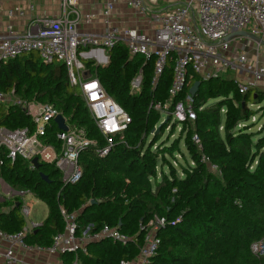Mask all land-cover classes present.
<instances>
[{"label":"trees","instance_id":"obj_1","mask_svg":"<svg viewBox=\"0 0 264 264\" xmlns=\"http://www.w3.org/2000/svg\"><path fill=\"white\" fill-rule=\"evenodd\" d=\"M107 57L104 65L83 62L87 75L97 78L131 119L107 156L99 157L92 149L82 151L77 160L81 176L77 182L66 184L54 165L42 163L38 170H30L23 159L11 161L0 150V177L13 190L30 192L48 209L45 220L26 235V243L51 245L64 227L62 207L76 213L79 229L89 223L95 229L106 224L118 227L129 237L125 245L92 243L88 253L79 256L82 264H119L133 259L142 242L139 224L155 216L164 218L165 225L157 232L160 245L151 264H264V255L251 250L254 243L264 241V135L255 139L249 132L252 126L246 125L256 114L247 105L264 99V92L249 88L240 94L227 77L202 81L192 75L183 93L173 99V103L182 101L191 86L200 82L191 99L196 118L181 128L183 132L190 128L185 144L194 165L184 168L183 176L177 177L171 167L168 174L162 172L163 166L157 172L162 150L152 148L160 137L150 133L160 114L149 107L169 97L171 62L152 87L153 59L131 58L123 44L109 50ZM140 69L143 85L134 95L129 83ZM75 88L69 84L63 65L44 64L35 53L0 63V91L14 89L25 100L52 104L71 126L83 129L88 138L102 146L104 140ZM0 127L32 128V123L22 109L0 105ZM57 131L51 124L45 140L60 147ZM263 131L264 124L258 133ZM194 134L201 149L191 141ZM175 148L166 147L163 155L166 151L172 154ZM201 156L217 171L202 163ZM39 174L46 175L48 182ZM10 206L12 209L6 212ZM24 227L19 207L0 200V230L15 234ZM63 256L73 259L72 254Z\"/></svg>","mask_w":264,"mask_h":264},{"label":"built area","instance_id":"obj_2","mask_svg":"<svg viewBox=\"0 0 264 264\" xmlns=\"http://www.w3.org/2000/svg\"><path fill=\"white\" fill-rule=\"evenodd\" d=\"M2 1L7 0H0ZM120 2L139 16H146L152 30H119L107 25L106 31L100 34L80 33L77 31L80 17L74 11V20L68 19L65 14L59 17L41 16L34 18L23 32L15 30L10 24L0 31V63L35 53L44 64L58 63L64 66L69 84L79 89V94L104 140V144L99 146L95 140L87 137L83 129L71 126L52 104L25 100L17 96L14 89L9 92L0 91V105H4L6 109H22L32 123V128L8 130L0 127V150L6 152L7 159L14 161L21 158L30 170H37L32 164L34 158L40 164H52L61 173L64 183L73 184L82 173L77 164L82 151L92 149L99 157H105L116 145V137H122L131 124L130 117L107 95L97 78L87 75L81 58L98 62L99 58L107 57L103 55L105 50L109 51L118 44H123L131 58L141 56L145 61L154 60L152 87L157 85L164 69L171 62L169 97L163 103H151L149 108L165 116L162 122H171V125L182 128L183 124L196 118L191 107L192 98L187 95L176 103H173V99L183 93L192 75L208 81L220 77L224 71L236 70V67L244 69L247 65L245 55H241L237 61L226 56L230 51V41H226V38L235 32H246L259 40L256 42V52H259V45H264V0H186L185 3L158 10L148 9L146 0H105L103 16L108 18ZM148 3L155 6L157 0H148ZM32 9V5H29L26 9L8 10L6 17H23L26 10ZM252 77L253 83L250 85L237 86L240 94H244L264 78V67L257 62ZM142 85L143 72L140 69L129 83L130 93H140ZM59 115L64 118L66 131H60L54 121ZM51 124L57 126L55 138L60 147L44 143ZM166 129H170V123ZM156 130L154 127L151 135ZM191 141L201 149L195 134ZM200 161L209 164L205 156H201ZM209 167L212 171H217L215 165L209 164ZM158 170L157 167V172ZM0 189L2 190L1 185ZM27 194L30 193L19 191L7 196L19 207L23 219H28L30 215L31 203L25 201ZM0 195L2 196L1 192ZM59 210L64 227L53 237L48 247L29 245L25 241L26 235L38 227V224L29 222L22 231L15 234L0 230V262L29 264L18 260L16 252L20 250L28 254L44 252L51 256L72 254L73 259L68 264H82L79 256L86 255L88 246L92 243L110 241L125 245L129 240L118 227L106 224L95 229V225L89 223L79 229L76 213H69L62 207ZM164 225V218L156 216L145 224L140 223L138 231L142 235V242L136 259L121 260L119 264H151L160 245L157 232ZM251 250L254 254L263 256L264 241L254 243Z\"/></svg>","mask_w":264,"mask_h":264},{"label":"rangeland","instance_id":"obj_3","mask_svg":"<svg viewBox=\"0 0 264 264\" xmlns=\"http://www.w3.org/2000/svg\"><path fill=\"white\" fill-rule=\"evenodd\" d=\"M61 1H62V3H61L62 12L61 13H65V15H70V16L74 15L73 13H71L74 11H72V9H70V5H69L70 0H61ZM163 1H165V3ZM103 2H104V0H89L90 11L94 14V12L98 13L102 9V12H103V8L105 5V3H103ZM185 2H186V0H157V3L155 4V6H153L152 4L148 3V0H146V7L148 9L158 10V9H163V8H169L175 4H180V3H185ZM100 6H101V8H100ZM115 12H116V7L114 8L113 13H115ZM118 12L120 13V15L123 14L122 16H125L124 17L125 19L129 20L127 23L125 22V24L127 26H129L130 29H133V28L135 29L136 26H139L141 28V30H143V31L146 30V32H147V28H148V31L152 30L149 22L147 21L146 16H139L137 13H134L130 10L123 11V9H121V11H118ZM118 12L115 14H119ZM112 16L113 15L110 14L108 19H111ZM102 18L105 19L104 17H102ZM110 21H112V20H110ZM259 46H260L259 47L260 49L258 48L259 52L257 51L258 52L257 53L256 52V50H257L256 42H254L248 38L237 37V38L230 40V47H229L230 51L228 53H226V56H231L233 60L236 59V61H237V59L241 55H245L248 59L247 65L244 69H240V68L236 67V70L224 71L221 73L220 77H227V78L232 79L234 81V83L236 84V86H238V85H246L247 86L248 84L250 85L251 83H253L252 72L254 70L256 62L259 65L264 67V45H259ZM107 53H108V51L105 50L103 55L107 56ZM81 59H82V62H85L87 60L84 58H81ZM90 59L94 60V58H90ZM95 63L99 65L98 62H95ZM252 88L258 89L261 92H264V78L261 81L255 83V85H253ZM75 90L77 92H79L78 88H75ZM247 106L250 109H252L254 112H256V114L253 117H251L248 120V122L246 123V125L252 126L251 129L249 130V132H252L255 135L254 138L256 139V138L264 135V131L261 134L258 133L261 130L262 125L264 124V99L260 98L258 101H256L255 104L249 103ZM223 112L224 111H222L221 113H223ZM159 117H160V119L154 125V127H156L157 129L160 127L159 132L156 133L158 135V137H160V138L156 141V143H155L156 145L153 146V148H152V151H157V150L161 151L162 150L161 151L162 154H160V157L158 158V168L159 167L161 168V166H163L162 172L168 174L169 168L171 167V168L175 169V173H176L177 177H182L183 173H184V168H188L189 166H192L194 164L190 158L188 148L185 144V141L187 139L186 137L189 134L188 131H190L189 130L190 128L189 129L187 128L188 131L183 132V129L179 130V128H181V127H179V126L175 127L174 125H171V122H169L170 123V129L169 130L168 129L162 130V127L166 123L162 122L161 120H163L165 118V116L161 114ZM150 139H151V136L148 137V142L150 141ZM44 143L52 146V143H48V142H46V140ZM170 146H173V147L175 146L176 151H174L172 154H170L169 152L166 151V155H163V150L166 147H170ZM154 147H157V148L154 149ZM206 164L209 166L208 163H206ZM1 191L6 193V192L10 191V189L5 187L2 190L0 189V192ZM0 197H1V200H3V196L0 195ZM6 201L11 202L12 200L7 198ZM25 201L27 203H31L30 215H29L28 219L24 218L26 226L29 222L41 224L45 220V218L47 217V210L48 209L45 206V204L40 202L39 200H36L35 198H33L32 196H29V195H27L25 197Z\"/></svg>","mask_w":264,"mask_h":264},{"label":"crops","instance_id":"obj_4","mask_svg":"<svg viewBox=\"0 0 264 264\" xmlns=\"http://www.w3.org/2000/svg\"><path fill=\"white\" fill-rule=\"evenodd\" d=\"M163 2L165 3V1H163ZM61 3H62L61 0H7V1H2V2H0V31H2L7 24H10L13 26V28L15 30L23 32L25 30L26 26L31 21H33V19L36 17H41V16L59 17L61 14H65V13H61L62 12ZM103 3H105V0ZM29 5H32L33 9H32V11L26 10L25 15L23 17L15 16L12 19H8L6 17V13L8 10H14L17 8L26 9ZM69 5H70V9H72V11H76L80 17L78 20V25H77V31L80 33L100 34V33H103L104 31H106L107 25L111 26L112 28L119 29V30L129 28V26H127L125 24V22L127 23L129 20L125 19L124 18L125 16H122L123 14L120 15V13L118 11H121V9H123V11H127V10L132 11V10L128 9L126 7V5L122 2H120L116 6V12L115 13L118 12L119 14L113 13V11H114L113 10L112 11L113 16L111 17V19L105 18L103 16L102 9L98 13L94 12V14H93L90 11L89 0H70ZM100 8H101V6H100ZM69 16L70 15H68V19L74 20V18H75L74 15H71L70 17ZM88 17H90V18H88ZM102 17H104L105 19H103ZM110 20H112V21H110ZM106 21L108 23H106ZM135 29L142 31V32H146V30L145 31L141 30V28L139 26H136ZM147 32H149L148 28H147ZM107 59H108V57H106L105 63H100L98 61L99 65L106 64ZM89 61H91V60H89ZM230 80H232V79H230ZM0 185L2 186V189H4L5 187L10 189V191H8L6 193L1 191V193H3L2 194L3 200H1V197H0L1 201H6V199L9 198V197H7L8 195H10L14 192H19L17 190H13L8 184H6V182L1 177H0ZM24 192L30 193L28 191H24ZM27 195L32 196L34 198V196L31 193L27 194ZM9 199L12 200L11 198H9ZM11 202L14 203L13 200ZM12 207L10 206V207L5 208V211L8 212L9 210L12 209ZM47 212H48V210H47ZM38 225H40V224H38ZM25 226H26V224H25ZM16 255H17L18 260H22L25 263H29V264H68L70 262L69 260H67L68 259L67 256H57V255L51 256V255H48L47 253H44V252H40V253L32 252V253L28 254V253H25L23 251L18 250L16 252ZM135 259H136V257H134L130 261H133ZM0 264H5V263L0 262Z\"/></svg>","mask_w":264,"mask_h":264},{"label":"water","instance_id":"obj_5","mask_svg":"<svg viewBox=\"0 0 264 264\" xmlns=\"http://www.w3.org/2000/svg\"><path fill=\"white\" fill-rule=\"evenodd\" d=\"M237 37H244V38H248V39H250V40H252V41H254V42H259L258 39L254 38L253 36L249 35V34L246 33V32H235V33H232L231 35H229V36L226 38V41H230V40H232V39H234V38H237ZM199 84H200V82H195V83L191 86V88L189 89L188 94H189V96H190L191 98H193V97L195 96V93H196V91H197V88H198ZM54 121H55V123L57 124V126H58V128H59L60 131H66V130H67V127H66V125H65L64 118L62 117V115L57 116V117L55 118ZM159 128H160V127H159ZM159 128L156 130V133L159 132ZM32 164L34 165L35 169H37V170H38V169L40 168V166H41V164L38 163V161H37L36 158H34V159L32 160ZM39 176H40V178H41L42 180L48 182V177H47L46 175L39 174ZM90 203H91V204H94L95 201L92 200V201H90ZM119 224H120V223H119Z\"/></svg>","mask_w":264,"mask_h":264},{"label":"bare ground","instance_id":"obj_6","mask_svg":"<svg viewBox=\"0 0 264 264\" xmlns=\"http://www.w3.org/2000/svg\"><path fill=\"white\" fill-rule=\"evenodd\" d=\"M98 61H99L100 63H105L106 58H99Z\"/></svg>","mask_w":264,"mask_h":264}]
</instances>
